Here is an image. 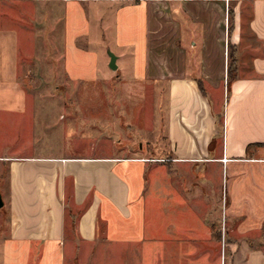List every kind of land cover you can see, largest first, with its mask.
Returning a JSON list of instances; mask_svg holds the SVG:
<instances>
[{
  "label": "crops",
  "instance_id": "crops-1",
  "mask_svg": "<svg viewBox=\"0 0 264 264\" xmlns=\"http://www.w3.org/2000/svg\"><path fill=\"white\" fill-rule=\"evenodd\" d=\"M173 1L0 0V121L14 120L18 114L23 117L25 105L33 100L27 89L40 88L35 82L24 86L19 81L18 34L2 24L3 16L20 24L26 20V27L34 28L45 50L49 46L51 55L62 58L68 83L78 81L76 58L84 52L77 45L79 38L110 42L116 48L111 50L117 56L120 78L126 71L119 60L123 62L130 54L136 65L137 42L143 38V65L124 78L145 80L153 73L151 56L155 65L157 58H166L168 65L157 64L152 76L167 83L165 137L169 154L160 159L29 151L0 154V163L8 168L9 209L8 224L0 236V264H104L106 259L99 256L102 249L125 256L120 259L122 264H132L133 250L142 248L146 240L144 172L148 164L160 167L155 172V186L162 171L168 195L173 185L183 192L189 181L196 198L199 178L213 168H226L229 198L225 217L239 218L235 230L242 236L260 232L264 224V0ZM6 7L11 12L4 14ZM175 8L181 10L182 19L203 28L199 36L190 38L191 45L202 42L199 62L178 69L166 53L157 51L167 38L166 32L162 34L163 24L156 22L161 15L168 18ZM230 10L233 24L229 32ZM229 55L236 60L230 83ZM198 81L204 82V88H223L225 92L222 134L216 117L219 105L201 92ZM251 143L261 145L247 152ZM197 167L202 169L197 171ZM69 212L78 213L70 235L66 231ZM180 229L191 236L185 237L180 247L196 250V264H264V244L223 240L221 257V241L213 240L212 224ZM172 231L168 226L153 230L150 264L166 260Z\"/></svg>",
  "mask_w": 264,
  "mask_h": 264
},
{
  "label": "rangeland",
  "instance_id": "rangeland-1",
  "mask_svg": "<svg viewBox=\"0 0 264 264\" xmlns=\"http://www.w3.org/2000/svg\"><path fill=\"white\" fill-rule=\"evenodd\" d=\"M165 11L168 14L169 10ZM170 11L172 14H168V18L161 15L156 22L158 26L163 24L161 33L166 32L164 37L167 38L157 46V51L167 54V60L174 69L191 63L196 65L203 51L202 42L191 45L190 38L201 34L203 28L198 29L196 25H192L190 19H182L180 9ZM4 12H11V9L3 8L2 13ZM13 13L18 17L17 11ZM2 18V24L16 29L18 34L19 81H22L24 86L35 82L40 88L27 89L29 98L33 100L25 105L27 112L23 117L18 114L14 120L0 121V154L10 155L14 151H18L16 153L29 151L30 154L38 155H119L153 159L169 155L165 137L167 83L166 79L155 80L154 75L152 76L157 64L163 66L167 63L164 55L157 58L156 65L151 56L150 65L153 72L151 77L145 80H126V76L134 67L139 70L143 65V38L137 42L136 65L134 57L130 54L123 62L119 60V64L126 71L123 75L125 78H120L118 71L112 70L108 65V51L113 52L111 49H116L110 42L106 44L103 39L79 38L77 45L84 52L76 58L79 68L78 81L68 83L69 79L61 66L62 58L51 55L52 49L49 46H46L45 50L42 42L37 41L34 28L29 25L26 27V20L20 24L7 15ZM187 23L189 26H186ZM210 33L212 34V30ZM192 41H195V38ZM150 43L154 47V41ZM208 50L209 48H206V51ZM191 52L194 55L189 56ZM42 83L46 85L40 86ZM200 83L210 101L219 105L216 113L220 116L221 103L226 100L223 88H204V82ZM219 121L220 128L222 121L221 119ZM11 145L15 147L12 148ZM201 169L202 167H197V171ZM156 170L160 171V167L155 169L148 164L144 172L146 240L142 243V248L133 250L132 264H150L149 257L152 255L149 256V243L153 230L164 226L172 227L173 231L169 234V247L172 248L166 250L169 255L167 254L166 260H162L160 264L198 263L196 250L180 247L185 237L191 238L190 234L181 233L180 228H207L212 224L213 240L221 241V257L223 240L247 239L255 244H264V224L260 232L242 236L235 230L239 218L225 217V205L229 198V174L226 168L224 170L213 168L204 177L199 178L201 186L199 189L196 188L199 193L197 198L189 181L184 182L186 187H182L183 192L178 190L180 186L173 185V190L169 192L172 194L168 195L166 192L168 185L162 181L164 180L162 171L161 176L157 178L159 182L154 185ZM175 170L176 168L174 173ZM7 180L8 168L0 163V194L4 202L0 208V236L5 231L9 219ZM200 188L203 190L202 193ZM66 231L69 235L71 231L74 232V224L72 225L68 216ZM100 252L99 256L106 259L104 264H122L120 259L126 258L118 253L112 252V255L105 249Z\"/></svg>",
  "mask_w": 264,
  "mask_h": 264
},
{
  "label": "trees",
  "instance_id": "trees-1",
  "mask_svg": "<svg viewBox=\"0 0 264 264\" xmlns=\"http://www.w3.org/2000/svg\"><path fill=\"white\" fill-rule=\"evenodd\" d=\"M232 24H233V13L232 11L230 10L229 12V32L231 31L232 29ZM235 64H236V60H235V57L233 55H229V61H228V73H227V80H228V83H230V81L233 79L234 75H233V71L235 69ZM198 84L200 86V90L201 92L205 95L204 91H203V88L201 86V83L200 81H198ZM217 121H219L222 117V114L219 116L217 115ZM220 134H222V128L220 127ZM261 145L260 143H251V144H248L247 147H246V151L249 152L250 148L252 147H255V146H259ZM70 220H71V223L72 225L74 224L75 222V218L78 216V213H75V212H69V214L67 215Z\"/></svg>",
  "mask_w": 264,
  "mask_h": 264
},
{
  "label": "water",
  "instance_id": "water-1",
  "mask_svg": "<svg viewBox=\"0 0 264 264\" xmlns=\"http://www.w3.org/2000/svg\"><path fill=\"white\" fill-rule=\"evenodd\" d=\"M108 55H109V67L112 69V70H116L117 69V64H116V58L117 56L111 52V51H108ZM4 202H3V199H2V196L0 194V208L3 206Z\"/></svg>",
  "mask_w": 264,
  "mask_h": 264
}]
</instances>
